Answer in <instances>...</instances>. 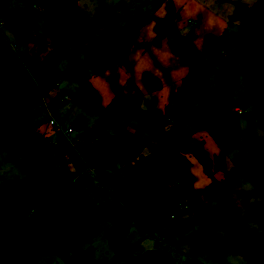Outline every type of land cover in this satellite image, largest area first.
I'll return each instance as SVG.
<instances>
[{
    "label": "rangeland",
    "instance_id": "374dc122",
    "mask_svg": "<svg viewBox=\"0 0 264 264\" xmlns=\"http://www.w3.org/2000/svg\"><path fill=\"white\" fill-rule=\"evenodd\" d=\"M59 1L56 15L49 16L28 0H0V55L8 62H19L21 54L26 53L39 63L50 49L59 47L67 50L57 66L59 75L64 76L76 61L89 65L80 81L62 78L30 116L32 125L50 141L53 150L41 201L63 216L34 206L39 186L30 168L43 155L41 139L20 128L0 149V204L49 247L35 264H88L85 254L103 264H128L116 258L110 246L109 239L118 233L110 222L84 223L68 215L75 212L89 217L96 205H106L125 216L129 224L127 241L135 257L156 250L169 252L175 264H250V258L238 253L223 254L219 259L201 247L198 241L204 234L200 226L184 232L169 226L160 229V212L138 194L114 199L113 190L124 180L122 166L110 149L119 125L90 109L77 90L84 81H92L105 100L102 105L123 120L132 133L147 138L135 120L130 100L124 101L130 104L122 111L124 118L118 114L124 102L117 97L115 86L126 88L132 80L135 88L126 93L139 94L141 107L167 130L182 122L194 141L210 140L205 148L213 161L218 145L203 126L195 125L192 108L202 106L200 97L206 90L216 99L230 79L234 104L228 138L235 147L226 163L228 169L236 171L230 193L249 228L264 241V0H205L209 8L206 17L173 5L178 19L195 26L191 42L201 47L192 61L193 75L182 84L178 82L180 85L174 84L170 74L174 81L180 79L176 74L178 63L187 71L185 56L182 63L168 50L167 58L157 49L161 45L157 38L147 43L155 34L160 36V24L154 30L141 29L137 41L143 47L132 44L129 57L116 66L115 73H97L99 64L117 47L118 37L131 35L133 24L142 27L149 22L157 8L166 5L165 0ZM177 27L174 24L172 32ZM171 60L173 68L169 66ZM115 100L122 102L117 104L118 110L116 104L112 105ZM67 129H72L68 137L64 135ZM148 150L144 147L133 152L137 157ZM190 163L194 190L188 189L190 204L182 217L195 216L193 208L199 207L216 236L228 242L227 215L221 207L225 202L223 191L212 184L197 161ZM216 179L222 181L223 174L217 173ZM5 185L23 195L21 205L15 204L11 192L2 189ZM40 223L43 225L38 226Z\"/></svg>",
    "mask_w": 264,
    "mask_h": 264
},
{
    "label": "trees",
    "instance_id": "16d2710c",
    "mask_svg": "<svg viewBox=\"0 0 264 264\" xmlns=\"http://www.w3.org/2000/svg\"><path fill=\"white\" fill-rule=\"evenodd\" d=\"M28 1L37 4L43 13L49 16L56 15L59 8L58 0ZM104 12L107 16V9H104ZM139 30L140 26L133 24L129 29L131 35L118 37L117 47L99 64L98 75H104L107 71L116 72V66L129 57L131 42L137 39ZM191 38L190 32L186 36L170 41L172 54L176 57L183 54ZM66 56L67 50L59 47L50 49L39 63H35L26 53L21 54L17 63L8 62L0 55V149L20 128L33 132L41 139L44 146L43 155L38 161L32 162L30 168L39 186L34 206L57 216L63 215L55 207L41 201L45 177L53 162V150L50 141L32 125L30 116L62 78L80 81L85 76L89 65L82 61H76L64 76L59 75L57 66ZM193 72L192 69L189 76L193 75ZM145 77L151 76L145 74ZM227 84L228 87L220 89L216 99L211 98L206 90L200 97L202 106L192 108L197 118L195 125L203 126L202 128L218 145L219 152L213 161L210 160L204 142L194 141L182 122L167 130L156 116L141 107L139 94L132 95V91L126 93V90L135 88L132 80L126 88L117 84L116 94L123 102L130 100L135 109V120L141 130L148 134L147 138L132 133L121 119L108 111L102 105L99 91L90 81H84L79 86L77 94L90 109L119 125L118 133L111 140L113 147L116 148L110 146V149L122 166L124 180L113 190L115 200L138 194L160 212V229L169 226L184 232L190 227L200 226L204 235L199 239V245L216 258H222L223 254L238 253L250 258V264H263L264 241L249 228L230 193V184L236 177V171L228 169L226 163V157L235 147V143L228 138L234 104L231 97L232 81L228 79ZM156 88L157 86L153 87ZM199 93L200 91L197 95ZM144 147H148V152L136 157L133 151ZM190 160L197 161L212 184L223 191L225 202L221 207L227 215L228 242L216 236L199 207L193 208L195 216L182 217L184 214L182 212L190 204L188 189L194 190ZM217 173L223 174L222 181L216 179ZM2 189L11 192L15 204L21 205L22 194L12 191L8 185ZM68 215L84 223L110 222L118 230V233L109 239L110 246L115 257L125 259L128 264H175L173 256L166 251L153 250L145 252L140 257L133 256L127 241L129 224L125 216L109 210L106 205L94 206L89 217L75 212ZM42 225L43 223L38 224ZM233 244L236 248L232 246ZM48 248L35 232L0 204V264H35ZM84 260L88 264H103L92 259L89 254L84 255Z\"/></svg>",
    "mask_w": 264,
    "mask_h": 264
},
{
    "label": "crops",
    "instance_id": "0c3cea01",
    "mask_svg": "<svg viewBox=\"0 0 264 264\" xmlns=\"http://www.w3.org/2000/svg\"><path fill=\"white\" fill-rule=\"evenodd\" d=\"M63 1L64 0H61V2H63ZM164 2H165L166 5H164L163 7L157 8L158 10H157L156 14L151 18V20L149 22H147V23H144L142 25V27L140 26L139 35H138L137 39L132 42V44L136 43V46H141L140 45L141 43H139L137 40L139 39L140 31H141V29L143 27H145V28H151L152 30H154V29L157 28V25L160 24V26H161L160 27L161 29L159 31V35L160 36L158 37V35L156 36V34H155L153 37L150 38L149 42H147V43L149 44L151 41H153L154 38L159 39L158 42H160L161 45L159 44V46H157V49L160 52L165 53L167 55V58H169L168 53H167L168 50L172 54V52L170 50V47H169L170 41H173L176 38H178V35H180V34H182V36L188 35L191 30H192L191 33L193 34L194 33L193 32V27H195V26H192V27L191 26H187V25H189L191 23H188L186 25L185 21H183L181 19H178L180 16L178 14H176L175 12H173V5L174 6H177L179 8L183 6V8L190 9L191 11H193V13L196 12V13L200 14L203 17H206L207 15H209V12L207 10L209 8L207 7V5H208L207 3L208 2H206L205 0L204 1L203 0H165ZM59 6H60V1H59ZM157 22H158V24H157ZM217 22H219V20H217ZM174 24H177L178 27H177V29L175 31L172 32L171 28H172V26ZM197 24L198 25L200 24V18H198ZM167 28H170V30L166 31ZM162 34H163V36H161ZM194 35H195V33H194ZM193 37L194 36L192 35V38ZM192 38H191V41H192ZM191 41L189 42V44H188L186 50L184 51V53L181 54L180 56H178V58L180 57L179 58L180 60L182 59V56L183 57L185 56L184 57L186 59L185 62L183 63L182 60H181V62L184 65L187 66V71L184 70V69L181 70L180 69V64L178 63V64H176V66L179 67V71L176 74L179 76L180 79L174 81V79L172 78V74H170V79H172V81L174 82V84L176 82L177 85H180V84H182L183 80L186 81L185 79H187L189 77L190 72L193 69V66H192L193 63H192V61H193V59H196L198 53L201 51V47H199L197 45V43L192 44ZM141 47H143V46H141ZM174 57H176V56H174ZM170 63L171 64L170 65L168 64V65L171 66V68H173L175 66L174 61H173V65H172V60H171ZM189 67H191V68L189 69ZM105 88H106V85H105ZM186 95H188V94H186ZM102 102H103V104H105V100L103 101V97H102ZM106 103H109V101H107ZM121 103L122 102L115 100V102L112 103V105H115L116 104V109L118 110L117 104H121ZM129 105L130 104H126L125 102L122 103V105H121L122 107H121L120 111L118 112V114H121L123 118H124V115H123V112L122 111L125 110L126 109V106H129ZM126 119L127 118H125V121H126ZM130 121H131V119H130ZM127 123H128V121H127ZM200 142H204V144H205L206 147L210 144V140H207L206 138H204Z\"/></svg>",
    "mask_w": 264,
    "mask_h": 264
},
{
    "label": "built area",
    "instance_id": "2783aa9c",
    "mask_svg": "<svg viewBox=\"0 0 264 264\" xmlns=\"http://www.w3.org/2000/svg\"><path fill=\"white\" fill-rule=\"evenodd\" d=\"M51 123L54 124L55 121H52ZM71 132H72V129H67V131L64 132V135H65L66 137H68V136L70 135Z\"/></svg>",
    "mask_w": 264,
    "mask_h": 264
}]
</instances>
